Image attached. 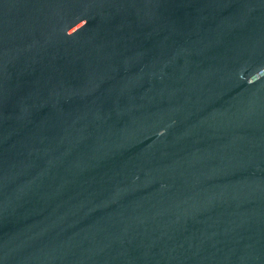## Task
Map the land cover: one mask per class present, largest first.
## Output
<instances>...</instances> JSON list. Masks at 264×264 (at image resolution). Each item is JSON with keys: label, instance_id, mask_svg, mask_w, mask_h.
Here are the masks:
<instances>
[{"label": "water", "instance_id": "95a60500", "mask_svg": "<svg viewBox=\"0 0 264 264\" xmlns=\"http://www.w3.org/2000/svg\"><path fill=\"white\" fill-rule=\"evenodd\" d=\"M0 264H264V0H0Z\"/></svg>", "mask_w": 264, "mask_h": 264}]
</instances>
